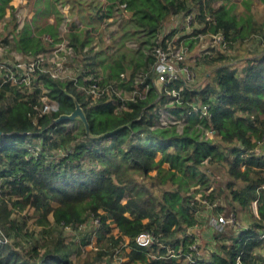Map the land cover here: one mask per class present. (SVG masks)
Segmentation results:
<instances>
[{"label": "trees", "instance_id": "obj_1", "mask_svg": "<svg viewBox=\"0 0 264 264\" xmlns=\"http://www.w3.org/2000/svg\"><path fill=\"white\" fill-rule=\"evenodd\" d=\"M27 1L33 14L17 28L10 0H0V19L11 24L0 42L34 55L66 37L75 52L82 53L87 46L85 67L100 75L102 86L111 87L92 98L72 80L45 74L38 76L44 92L39 86L30 92L8 82L0 85V264H73L71 254L77 255L90 243V232L84 230L78 240L65 241L60 228H77L95 215L100 219L97 248L80 264H111L117 246L125 254L126 238L128 264H236L238 254L242 264H264V237L259 231L264 228V192L259 193L257 221L237 233L234 230L229 244L209 240L210 247L217 248L208 259L179 262L177 255L167 256L170 250L187 253L193 242L207 241L197 216L201 203L194 198L199 190L192 186L210 187L211 166H225L230 177L225 187L242 208L258 196L257 187L264 179V153L255 149L264 135V44L259 45L264 43V22L254 18L252 0H241L246 9L242 16L233 11L235 2L223 0L215 8L210 0ZM65 3L70 14L78 5L76 14L87 18L91 27L82 29L73 19L61 36L58 5ZM6 7L11 9L8 18ZM114 13L125 20L119 30V45L125 40L135 45L108 57L106 47L92 43L91 30L97 26L91 21L103 22ZM187 13L197 24L192 26V36L221 31L228 43L225 50L214 45L209 48L222 58L211 80L203 85L198 79L184 84L181 102L170 103L165 88H177L183 80L177 78L158 87L153 47L159 39L164 44L173 33L162 36L165 21L170 16L182 20ZM50 16L54 22H49ZM46 33L51 40L43 39ZM256 34L260 42L254 41L255 46L253 42L248 55L234 53L238 41L246 43L243 41ZM185 39L192 50L195 39ZM237 61L242 62L240 67ZM97 65L105 75L96 70ZM114 85L126 92L135 89L134 97L122 100L111 92ZM42 95L55 102L46 112L39 111ZM72 95L80 102L91 133H108L90 136L79 119L54 122L59 114L72 111ZM201 103H208V117L193 109ZM160 107L183 118L181 130L175 124L157 125ZM207 130L212 131L211 136ZM59 150L63 152L53 153ZM237 180L242 181L241 186L236 185ZM214 190L212 186L202 195L213 202ZM31 208L43 235L25 250L19 239L28 234L27 214L21 211ZM216 208L223 210L222 206ZM112 223L117 232H112ZM141 230L152 234L150 247L134 242ZM221 233L216 230L213 241Z\"/></svg>", "mask_w": 264, "mask_h": 264}, {"label": "rangeland", "instance_id": "obj_2", "mask_svg": "<svg viewBox=\"0 0 264 264\" xmlns=\"http://www.w3.org/2000/svg\"><path fill=\"white\" fill-rule=\"evenodd\" d=\"M104 0H95V2H103ZM221 0H210V6L212 8H215L218 3ZM223 1H229V2H235V4H237V2H240V0H223ZM26 0H20V2L17 1V5L14 8V12L15 15H17L18 17L20 16V14L22 12L27 11V8H29L27 6V2L25 4ZM19 3V4H18ZM23 3V5H22ZM208 3V0H207ZM74 11L77 10V8L79 9L78 5H74ZM251 9H252V13L254 15V18L258 21V22H264V3L260 0H254L253 3L250 5ZM244 6L242 4L238 3V6L235 5V7L233 8V11L238 13L240 10H243ZM208 11V10H207ZM206 11V12H207ZM21 12V13H20ZM93 12V11H92ZM86 14H88V12H85ZM60 15H62V21L60 24V28L61 30H63V28L68 24V22H70L71 20H73L74 18L72 17L73 15L70 14V11L67 7V5H63L60 6ZM28 16V15H27ZM181 18V17H180ZM177 16H170V18L168 20L165 21L164 24V29L163 32L164 34L166 33V31L168 30V32L173 31V33L171 34V40L174 39H181L183 40V42L185 43V45L188 47V44L184 41L186 40V38H188L189 36L195 39L194 45L192 50H189L188 48V57L185 59V63L191 68L193 69V79L192 80H197L198 82L203 85L206 82L210 81L213 74L215 68H217V64H220L222 62V58H218V51H214L213 50H209L210 46H211V41L208 39V35H204V34H199V35H195L192 36V34L190 32H186L185 29H183V23L182 20ZM180 19V20H179ZM91 23H93L94 25L97 26V29H95L94 31L91 30V33L94 34L93 38H92V43H95L98 46L101 47H106V52L108 57L113 56L114 53H118L120 52L122 49H124L125 51H129L132 47H134L135 42L132 40H125V44L124 45H119V41H120V31L121 28L124 26L125 20L122 17H117V14L114 13L109 17H106L105 20H103V22H97V21H91ZM91 27V24L89 22V28ZM263 28H264V23H263ZM0 31L1 30V21H0ZM3 32V31H2ZM4 33V32H3ZM9 36H12V34H9ZM102 37V38H101ZM260 35H255V38L253 36L247 38L246 40H244L243 44H240L239 41L236 43V49L234 50L235 54H243L244 55H248V53H250L255 44L257 42L254 41H259L260 39ZM254 42V46H252ZM259 45H262L261 43H259ZM240 46V47H237ZM0 49V59L7 57L9 60H11L10 56H14V53L11 52L10 48H6L9 51V54H7V56H1L3 53H6L4 50ZM216 48L220 49L218 46H216ZM74 53V50H71ZM208 52L210 53V55L208 56ZM69 52L66 51L64 53H59L60 58L66 62V64L68 65V70L67 73L69 72V67H71V65L73 64V62L71 61L70 58V54H68ZM104 53V52H102ZM111 53V54H110ZM79 53L76 52L74 56L77 57H82L80 55H78ZM110 54V55H109ZM200 54V55H199ZM199 55V56H198ZM234 58V57H233ZM73 61L76 63V57L75 59H73ZM81 61V60H80ZM236 63L234 62V65ZM240 64H242V62L237 61V67H240ZM72 68V67H71ZM96 70L100 73H102L103 75H105L106 73H104L103 68L99 65L96 66ZM43 102L45 104L46 108H51L52 106H54L55 102L50 99L49 97H47L46 95L42 96ZM171 113V112H170ZM169 112L162 110V113H160V116L158 117L157 123L158 124H163V125H168L171 122V114ZM261 116H263V113L261 114ZM183 118H180L178 120V123L176 124L177 128L181 127V122L184 121L182 120ZM78 121H76V123L74 122H69V125H75L77 124ZM208 134L212 135V133L207 130ZM255 149H259L264 151V143H259V146H256ZM258 151V152H259ZM160 156V153L158 152L156 154V158H158ZM164 165H167V162L164 163ZM213 172L209 173L210 179L212 180V186L215 188L214 193H215V205L208 207L206 205H200L198 211H197V216L199 219V224L204 227H202V237H204L207 241H201V243H198L199 245V250L201 252L200 254V259L205 260L208 259V257H210L211 255V251L216 250L217 247H210L211 244V240L212 242H214V244H229L230 243V237L231 234L233 232V230L237 231L241 228H245L248 227L249 225H251L252 223L257 221V216L255 215L257 213V207L259 202L254 206L252 204V202L250 204H248L246 207L242 208V207H238L239 205L235 202L232 201L231 196L229 195V192L227 190V188L225 187V182L230 178L226 172L225 166L220 165V164H216L214 166H211ZM207 171H209V169H207ZM264 172V171H263ZM262 173V172H261ZM255 175V174H254ZM237 186H241L242 185V181L237 180L236 182ZM196 187V186H195ZM197 189L200 192H204L205 193V187H203L202 185H198ZM261 198V197H260ZM259 198V200H260ZM261 200H264V198H262ZM222 206L223 210L222 212L224 214H229V212H234L235 213V226L229 227L225 230V232H222L221 235H219V239L212 238V234L216 232V229H214L213 227V220H211V217H214V215L219 211L217 208L216 210L213 209L214 206ZM211 208V209H210ZM232 209V210H230ZM236 209V210H235ZM256 209V211H255ZM218 210V211H217ZM21 213L23 214H27V216L24 218L25 220V227L26 230L28 231L27 235H23L21 236L20 243L23 245L25 250H28L30 248V244L34 241V239H38L40 240L41 236L43 235V232H41V228L40 226L37 224L36 222V216L33 214L32 208L29 210L24 209L23 211H21ZM201 214V216H200ZM198 224V225H199ZM77 228H60L61 230V234L64 238L65 241L69 240V239H75L78 240L79 237H81V232H78ZM59 228L56 227V231H58ZM209 229V231L207 230ZM114 230V228H113ZM89 231L90 235H91V241L88 245L83 247L82 252L78 253L77 255L71 254V259L73 261V264H80L85 257L87 256L88 253H93L94 250H96L97 248V242H96V233H94L95 231H93L91 229V225L90 222H87L85 225V232ZM208 231V233H207ZM31 233V234H29ZM206 233V234H205ZM206 235V236H205ZM211 235V237H210ZM221 237V238H220ZM210 240V241H209ZM222 242V243H221ZM128 243V239H125V244L127 245ZM259 250V249H258ZM257 251V249H256ZM120 253H118V256L120 258H117L116 260H114V258H112V263L111 264H115V261H117V264H128L127 262V257L124 254V252H121V250L119 251ZM261 253V252H260ZM121 254V255H120ZM178 261L179 262H184L183 261V256L182 255H177ZM133 264V263H131ZM137 264V263H134Z\"/></svg>", "mask_w": 264, "mask_h": 264}, {"label": "built area", "instance_id": "obj_3", "mask_svg": "<svg viewBox=\"0 0 264 264\" xmlns=\"http://www.w3.org/2000/svg\"><path fill=\"white\" fill-rule=\"evenodd\" d=\"M27 12H23L20 14L19 17H16L17 22V28H19L23 21L27 19ZM206 18L208 19L209 16L206 15ZM191 14L187 13L184 15V19H182L183 23V29L186 30V32L192 31V26L197 25L196 23H193ZM69 24V22H68ZM68 24L63 28V30H60V35H63V32H66L69 30ZM168 30L165 34H168ZM164 32L162 33V36L165 35ZM204 35H208V39L211 41V46L214 45L215 47L218 46L220 49L218 50H225L227 47V41L225 34L221 31L215 32V33H202ZM12 36H8L9 39H11ZM44 40H51V37L49 34L43 35ZM158 43L153 47V53L155 55V63L154 68L156 70V76H155V82L157 83L158 87L161 89L163 82H168L171 80H176L177 78H181L183 80V83L180 84L177 88L168 89L165 88V92L167 93V99L170 103L173 102H181L180 93L183 90V85L186 83H189L193 81V69H191L186 63L185 59L188 57V48L183 40L181 39H174L171 40V37L166 38L165 43L163 44L161 42V39H159ZM264 44V43H261ZM2 47V50H4L7 54H9L10 50H7L6 48H10L3 42H0V49ZM11 52L14 53V56H10L11 60H9L7 57L0 59V85L2 83H9L12 86L20 87L22 91H25V88H27L28 91H32L35 86L41 87L42 91H46V89L43 87L41 81L38 79L39 74H45L51 78L58 79V80H72L73 84L80 89L82 92H84L86 95L89 94L92 98H97L102 94V92L109 87H111V84H108L107 86H102L100 84V75H95L92 71H89L85 65L84 62L86 61V58L77 57L75 55V49L72 45L69 44V40L66 37H63V39L54 45L49 50H42L37 52L34 55H25L22 52H19L17 50H14L12 48ZM74 50V53L71 50ZM87 46H84L82 53H79L78 55L82 57L88 56V53H86ZM190 50V49H189ZM68 51L70 54L71 61L73 64L71 67H69L66 64L65 61H63L59 53H64ZM85 53V54H84ZM3 55V54H2ZM76 57V63L73 61ZM81 60V61H80ZM32 89V90H31ZM111 92H115L117 95L121 97L122 100H124V97L127 98H133L134 93L136 90H132L130 92H126L122 89H117L115 85L111 88ZM123 92V93H122ZM140 95L143 94V91L139 92ZM43 96V95H42ZM41 96V99H42ZM43 107L40 112H46L49 109L45 107V104L43 102ZM123 102H121L119 105H123ZM193 109L197 112H199V115H208L211 113L209 109L208 103H201L193 105ZM162 110H165L170 113L169 110L160 107L158 109V114L160 116V113H162ZM171 114V122L170 124H176L178 123V120L180 118H177L172 112ZM158 116V117H159ZM183 120V119H182ZM181 127L177 128L178 130H181L183 121L181 122ZM157 125H163L158 124ZM169 125V124H168ZM210 131V130H209ZM212 133V131H210ZM207 135L208 132L206 131ZM211 136V134L209 135ZM259 143H264V135L262 139L259 141ZM33 145H31L32 147ZM38 149V145L35 147ZM63 150H59L56 153H61ZM57 155V154H56ZM264 178V177H263ZM211 189V187L205 189V193L208 192ZM258 196H256L251 202L255 206L259 202V193L264 192V179L260 183V185L257 187ZM204 192H197L194 198L201 203V205L206 206H213L215 205V200L213 202H209L208 198H206L205 195H202ZM250 202V203H251ZM256 211V209H255ZM258 218V207H257V213L255 214ZM211 220H213V226L216 230L225 232V230L229 227L235 226L236 220H235V213L229 212V214H224L222 211H218L214 217H211ZM85 225L81 224L78 226L77 229L78 232H81L83 234V231L85 230ZM90 225L91 229L95 231L96 233L97 228L100 225V219L97 215L92 216L90 219ZM64 228H72L70 225H64ZM73 229V228H72ZM209 230V229H208ZM234 231V230H233ZM260 236L264 237V228L259 230ZM238 230L236 231V233ZM1 240V239H0ZM7 240V238L2 239V241ZM153 241V236L148 230H141L134 236V242L138 246H145L150 247L151 243ZM189 251L187 253L185 252H178L174 254L169 251L170 254L167 256H175V255H182L185 257L188 261H194L195 257L200 258V250L199 245L197 242H193L189 245ZM120 250V246H117L114 249L113 258L116 260L117 258H120L118 256ZM236 264H242L241 255L238 254L235 257ZM115 264H117V261H115Z\"/></svg>", "mask_w": 264, "mask_h": 264}, {"label": "crops", "instance_id": "obj_4", "mask_svg": "<svg viewBox=\"0 0 264 264\" xmlns=\"http://www.w3.org/2000/svg\"><path fill=\"white\" fill-rule=\"evenodd\" d=\"M17 1L18 2H20V0H10V4H12V6L15 8V6L17 5L16 3H17ZM22 1V0H21ZM222 1V0H221ZM220 1V2H221ZM253 1L254 0H252V2H251V4L253 3ZM260 1H262L263 3H264V0H260ZM26 2H27V6L29 7V8H27V15H28V18H30L31 16H32V14H33V10L32 9H30V4H28V1L26 0ZM26 2H25V4H26ZM219 2V3H220ZM238 3L239 4H242V2H241V0H240V2H237V4H235V5H237L238 6ZM19 4V3H18ZM22 5H23V3H22ZM64 5H67V7H68V9H69V11H70V8H69V4H67V3H65ZM243 5V4H242ZM60 6H63V5H58V7L60 8ZM244 6V5H243ZM10 11H11V9L9 8V7H6V10H5V17L6 18H8L9 17V14H10ZM244 11H246V9H245V6H244V9L243 10H240L238 13H236V15L237 16H242L243 15V13H244ZM21 13V12H20ZM23 13V12H22ZM21 13V14H22ZM14 14H15V12H14ZM72 17L74 18V22H76L78 25H81L80 27L82 28V29H84V27L86 28V27H89V20L87 19V18H84V19H82L81 18V16L80 15H77L76 14V12L75 11H73L72 12ZM16 17H18L17 15H15ZM61 16V21L63 20L62 19V15H60ZM27 18V19H28ZM48 20H49V22H54V19H53V17L52 16H50L49 18H48ZM0 21H1V30L4 32H2V31H0V38H3V36L6 34V33H9V29H11V24H10V22L9 21H7V19H0ZM60 24H61V22H60ZM60 24H59V31L61 30V28H60ZM69 25V24H68ZM241 44V43H240ZM247 44V43H246ZM237 47H240V46H237ZM249 54V53H248ZM257 151H259V149H256ZM259 153H264V151H262V150H260L259 151ZM196 186V187H195ZM198 187V184H196V185H194V186H192V189H195V188H197ZM210 187L212 188V183H211V185H210ZM200 216H201V214H200ZM112 226H113V228H114V230H113V228H112V232H117V227L114 225V223H112L111 224ZM206 234V233H205ZM201 235V234H200ZM206 236V235H205ZM126 240H127V238H126ZM123 246V245H122ZM129 245H128V243H127V245L125 244V242H124V250H125V255H126V252L127 251H129ZM126 257H127V255H126ZM128 258V257H127ZM183 261L185 262V261H187V259L185 258V257H183ZM127 263V262H126ZM101 264V263H100ZM131 264V263H130ZM134 264V263H133Z\"/></svg>", "mask_w": 264, "mask_h": 264}, {"label": "water", "instance_id": "obj_5", "mask_svg": "<svg viewBox=\"0 0 264 264\" xmlns=\"http://www.w3.org/2000/svg\"><path fill=\"white\" fill-rule=\"evenodd\" d=\"M73 100H74V108L72 109V111L69 112V113H61V114H59L54 119L55 123H59V122L66 121V120L79 119L83 123L85 132L88 135H90V136L96 137V136H100V135L108 133V132H103V133H100V134L91 133L90 126H89V123L87 121L86 114H85L80 102L74 96H73Z\"/></svg>", "mask_w": 264, "mask_h": 264}]
</instances>
